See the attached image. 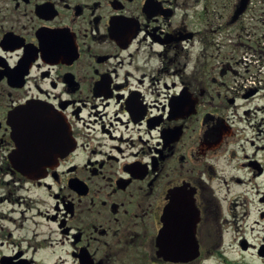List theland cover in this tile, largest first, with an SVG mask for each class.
Wrapping results in <instances>:
<instances>
[{"label":"flooded vegetation","instance_id":"obj_1","mask_svg":"<svg viewBox=\"0 0 264 264\" xmlns=\"http://www.w3.org/2000/svg\"><path fill=\"white\" fill-rule=\"evenodd\" d=\"M240 3L0 0V264L227 263L238 124L264 174V88L222 50Z\"/></svg>","mask_w":264,"mask_h":264},{"label":"rangeland","instance_id":"obj_2","mask_svg":"<svg viewBox=\"0 0 264 264\" xmlns=\"http://www.w3.org/2000/svg\"><path fill=\"white\" fill-rule=\"evenodd\" d=\"M243 74L247 77L245 73ZM241 127V124L236 127L237 132H239L235 140V145L238 146V155L234 160V165L237 169L235 174L242 182L235 183L230 189V193L236 199L235 214L237 223L234 225V244L224 252L226 264H247L251 260L253 251L242 250L237 242L246 239L257 243L264 234L262 232L264 221L260 219V213L264 211V203L259 202L260 195L264 193V174L261 177L252 178L251 169L241 166L243 163L242 146L245 147ZM225 187L226 185H224L223 193L227 192Z\"/></svg>","mask_w":264,"mask_h":264},{"label":"water","instance_id":"obj_3","mask_svg":"<svg viewBox=\"0 0 264 264\" xmlns=\"http://www.w3.org/2000/svg\"><path fill=\"white\" fill-rule=\"evenodd\" d=\"M248 0H241L240 6L238 7L236 14L235 15H239L241 14L246 5H247ZM19 114L22 115H18V121L23 123H31V122H42V118H41V110L39 108L36 107H28L25 108L24 110H22L21 112H19ZM20 129V128H19ZM28 128H22L20 130H17V134L19 135V137L24 140L25 137L28 138V136H30L33 133H28ZM33 171H37L36 169H33Z\"/></svg>","mask_w":264,"mask_h":264},{"label":"built area","instance_id":"obj_4","mask_svg":"<svg viewBox=\"0 0 264 264\" xmlns=\"http://www.w3.org/2000/svg\"><path fill=\"white\" fill-rule=\"evenodd\" d=\"M262 72L264 73V68L262 69Z\"/></svg>","mask_w":264,"mask_h":264}]
</instances>
